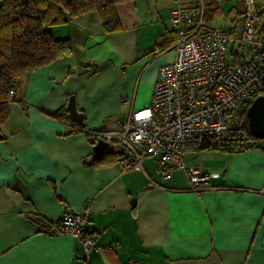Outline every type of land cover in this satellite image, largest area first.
Listing matches in <instances>:
<instances>
[{"label": "crops", "instance_id": "obj_1", "mask_svg": "<svg viewBox=\"0 0 264 264\" xmlns=\"http://www.w3.org/2000/svg\"><path fill=\"white\" fill-rule=\"evenodd\" d=\"M177 4L196 8L199 0L118 4L113 33L96 13L50 29L73 53L16 82L0 128V264H264L263 150L187 154L188 168L200 163L211 175L201 194L182 171L152 187L148 178L161 182L154 159L143 171L96 164L90 134L115 130L131 107L147 108L160 69L174 61ZM71 97L84 129L68 109L67 124L50 117ZM84 209L99 248L87 257L80 241L45 235L30 219L52 225Z\"/></svg>", "mask_w": 264, "mask_h": 264}, {"label": "built area", "instance_id": "obj_2", "mask_svg": "<svg viewBox=\"0 0 264 264\" xmlns=\"http://www.w3.org/2000/svg\"><path fill=\"white\" fill-rule=\"evenodd\" d=\"M227 31L212 29L204 20L205 0L196 8L175 5L171 22L177 33L174 61L160 69L149 107L130 108L116 120L117 128L90 134L110 150L123 151V172L143 171V161L154 159L161 188L175 171H182L191 191L201 194L211 175L200 163L187 167L185 156L203 152L212 139H225L230 115L240 103L264 96V7L243 0ZM227 51H229L227 60ZM11 97L16 95L11 91ZM123 105L129 103L121 99ZM88 210L66 213L52 224L48 236H68L83 245L85 257L95 247L87 231ZM128 264H138L131 261Z\"/></svg>", "mask_w": 264, "mask_h": 264}, {"label": "trees", "instance_id": "obj_3", "mask_svg": "<svg viewBox=\"0 0 264 264\" xmlns=\"http://www.w3.org/2000/svg\"><path fill=\"white\" fill-rule=\"evenodd\" d=\"M127 1L132 0H0V128L9 119V106L16 97L12 98L10 93L15 91L16 82L73 53L70 41L54 39L50 29L67 25L75 17L96 13L104 31L113 33L120 29L116 6ZM209 11L205 7L206 23ZM90 68L92 73H96V66ZM256 98L240 103L230 115L226 138L207 141L203 151L218 150L232 154L253 149L264 151V140L251 134L247 119V111ZM50 117L67 124V108L50 114ZM80 127L84 129V125ZM0 140H3L2 135ZM97 142V138L92 139L94 146ZM125 158L123 151L112 150L96 164H115ZM30 219L38 223L43 234H49L51 224L38 218Z\"/></svg>", "mask_w": 264, "mask_h": 264}, {"label": "water", "instance_id": "obj_4", "mask_svg": "<svg viewBox=\"0 0 264 264\" xmlns=\"http://www.w3.org/2000/svg\"><path fill=\"white\" fill-rule=\"evenodd\" d=\"M67 109L69 118L73 123L80 126L84 125V117L78 112L76 102L73 97L69 99ZM247 119L251 134L259 140H264V96L257 97L251 103L247 111ZM106 147L107 145L103 141H98L93 147L96 160H101L104 157Z\"/></svg>", "mask_w": 264, "mask_h": 264}, {"label": "rangeland", "instance_id": "obj_5", "mask_svg": "<svg viewBox=\"0 0 264 264\" xmlns=\"http://www.w3.org/2000/svg\"><path fill=\"white\" fill-rule=\"evenodd\" d=\"M256 1L260 9L264 7L263 0ZM205 5L207 9H210L207 19L208 25L212 29H220L222 31H227L230 28L233 18L238 15V13L244 11L243 0H205ZM262 22L264 23V16L262 17ZM228 56L229 51H227V60L230 63ZM140 109L143 108L136 109L135 107V110ZM108 151H110V148L106 149V152Z\"/></svg>", "mask_w": 264, "mask_h": 264}]
</instances>
